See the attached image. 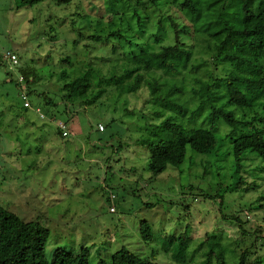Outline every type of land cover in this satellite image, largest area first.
<instances>
[{"label": "rangeland", "instance_id": "rangeland-1", "mask_svg": "<svg viewBox=\"0 0 264 264\" xmlns=\"http://www.w3.org/2000/svg\"><path fill=\"white\" fill-rule=\"evenodd\" d=\"M234 3H227L231 23L232 13L241 7L239 2ZM93 4L91 0H73L69 6L47 1L17 9L16 0H0V52H15L20 58L17 66L7 60L0 67V203L49 228L48 261L57 249L79 252L88 247L93 264L102 259L110 262L122 249L153 258L155 264H203L216 241L226 250V264H238L246 250L251 252L249 264L258 260L264 264V171H260L264 164L251 167L259 186L248 194L216 190L218 185L226 188L231 184L225 148L220 149L218 157L195 153L194 165L188 161L193 153L188 149L182 166L169 167L154 177L147 169L150 151L136 144L145 118L152 117L143 114L149 107L144 96L130 94L88 110L77 108L78 113L71 118L63 112L62 104H45L46 98L59 102V91L52 92L56 77L69 68L58 65L59 60L73 54L77 55H73L75 63L84 59L81 51L85 43L75 46L79 32L66 35L65 46H60L65 42L60 35L68 34L71 16L83 9L89 11ZM161 6L162 12L167 11ZM90 13L94 16L78 22V29L87 26L84 31H97L101 27L96 11ZM89 23L94 26L88 27ZM50 27L60 32L52 44L45 36ZM90 45L92 49L99 46L100 54L110 46ZM82 66L86 65H72L76 69ZM26 67L39 74V80L31 86L29 101L33 108L28 112L21 109L18 85ZM42 92L47 94L40 97ZM38 108L47 115L46 120L40 119ZM74 111L75 107L70 109ZM112 119L117 120L115 130L123 142L118 156L112 155V146L118 147L119 139L106 146L98 141L104 135L95 132L98 123L107 124ZM60 122L67 123L71 138L58 136ZM178 122L183 124L182 120ZM247 179L252 183L251 175ZM142 222L152 226L151 240L143 239ZM183 235L188 238L187 248L182 261H177L174 245ZM239 241L244 243L238 246Z\"/></svg>", "mask_w": 264, "mask_h": 264}, {"label": "trees", "instance_id": "trees-1", "mask_svg": "<svg viewBox=\"0 0 264 264\" xmlns=\"http://www.w3.org/2000/svg\"><path fill=\"white\" fill-rule=\"evenodd\" d=\"M47 1L69 6L73 0H16V5L21 9ZM91 1L93 8L77 11L70 18L68 34L60 35L65 41L66 35L78 31L75 46L85 43L81 51L84 59L75 63L77 55L73 54L59 60L58 65L69 67L56 77L52 92L59 91V102L46 98L45 104L50 107L62 104L63 112L71 118L78 113L77 108L88 110L114 97L142 95L149 106L143 114L152 117L143 116L144 129L136 144L150 151V158L146 156L147 169L154 177L169 167L182 166L188 149L193 152L188 161L194 165L195 153L212 158L221 156L220 149L225 148L231 184L226 188L218 185L216 190L229 194L256 190L259 184L251 167L254 163L264 164V0H102V4L100 0ZM235 1L241 7L232 13L231 23L227 3ZM161 5L167 11L162 12ZM90 11H96L101 27L87 32L84 31L87 26L78 29L75 26L78 22L87 20L88 15L94 16ZM91 26L94 25L89 23L88 27ZM59 34L57 27H50L45 33L47 42L55 43ZM166 41L170 42L165 44ZM91 43L110 46L100 54L99 46L92 49ZM66 44L67 41L60 46ZM7 53L16 55L17 63ZM7 53L0 52V67L7 60L13 66L20 64L17 53ZM72 65L86 66L76 69ZM38 76L29 67L21 71L18 85L24 112L33 108L29 96ZM73 107L75 111L71 113ZM36 111L40 119H47L41 108ZM117 124L116 119L107 124L100 122L95 132L104 135L98 141L106 146L119 139V146H112V155L118 156L123 142L115 130ZM66 125L58 124L61 139L73 136ZM248 174L252 183L248 182ZM190 189L194 191L195 187ZM141 233L143 239L151 240L152 226L142 222ZM49 238V228L38 219L27 220L0 203V264H93L88 247L79 252L57 249L48 261ZM187 240L183 235L174 245L173 257L177 261L184 258ZM211 245L203 264H226L223 244L215 241ZM250 256L249 250L244 251L238 264H249ZM96 264H155V261L122 249L110 262L102 259ZM254 264H259V260Z\"/></svg>", "mask_w": 264, "mask_h": 264}, {"label": "built area", "instance_id": "built-area-1", "mask_svg": "<svg viewBox=\"0 0 264 264\" xmlns=\"http://www.w3.org/2000/svg\"><path fill=\"white\" fill-rule=\"evenodd\" d=\"M7 57L8 58H11V60L14 62V63H17V57H16V55H11V54H9V53H7ZM29 105V103H25V106H28ZM101 130L103 129V127H101L100 128ZM65 134V136L67 135V133H64Z\"/></svg>", "mask_w": 264, "mask_h": 264}]
</instances>
